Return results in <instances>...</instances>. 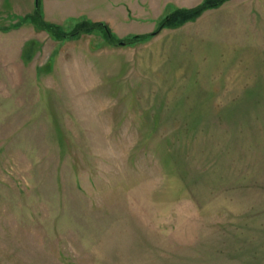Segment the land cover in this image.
Returning a JSON list of instances; mask_svg holds the SVG:
<instances>
[{
  "label": "rangeland",
  "instance_id": "374dc122",
  "mask_svg": "<svg viewBox=\"0 0 264 264\" xmlns=\"http://www.w3.org/2000/svg\"><path fill=\"white\" fill-rule=\"evenodd\" d=\"M204 1L6 0L0 264H264V48L160 27Z\"/></svg>",
  "mask_w": 264,
  "mask_h": 264
},
{
  "label": "crops",
  "instance_id": "0c3cea01",
  "mask_svg": "<svg viewBox=\"0 0 264 264\" xmlns=\"http://www.w3.org/2000/svg\"><path fill=\"white\" fill-rule=\"evenodd\" d=\"M5 2L6 0H0V15L4 13ZM229 9L231 10L228 11ZM221 10L227 18H221L217 24L235 23V46L238 48L239 56L246 57L252 49L254 53L263 55L260 49L264 48V0H230ZM208 30L211 31L210 27Z\"/></svg>",
  "mask_w": 264,
  "mask_h": 264
},
{
  "label": "trees",
  "instance_id": "16d2710c",
  "mask_svg": "<svg viewBox=\"0 0 264 264\" xmlns=\"http://www.w3.org/2000/svg\"><path fill=\"white\" fill-rule=\"evenodd\" d=\"M38 1V0H37ZM226 0H205L202 4L197 6L194 9L187 10V9H176L174 10L170 15H168L162 22L160 27H168V28H175L183 24L184 22L193 20L195 17H197L203 10L208 8H215L221 5ZM35 13L38 15V8H36ZM48 32H50L53 36L58 37L63 36L62 32H58L56 27L51 25H42ZM98 26H100L102 29L106 30L105 25L102 23H98ZM92 27H89L88 24H82L79 25L77 29H75L73 32L66 35L67 37H76L81 35L82 33L89 32ZM65 34V33H64ZM106 34H108V31L106 30ZM146 37H138L135 36L134 39L141 40Z\"/></svg>",
  "mask_w": 264,
  "mask_h": 264
},
{
  "label": "water",
  "instance_id": "95a60500",
  "mask_svg": "<svg viewBox=\"0 0 264 264\" xmlns=\"http://www.w3.org/2000/svg\"><path fill=\"white\" fill-rule=\"evenodd\" d=\"M35 3L37 4V0H35ZM118 45H119V46H123L124 43H123V42H120V43H118Z\"/></svg>",
  "mask_w": 264,
  "mask_h": 264
}]
</instances>
